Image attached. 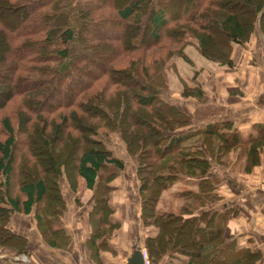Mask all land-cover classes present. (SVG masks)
<instances>
[{
  "label": "trees",
  "instance_id": "obj_1",
  "mask_svg": "<svg viewBox=\"0 0 264 264\" xmlns=\"http://www.w3.org/2000/svg\"><path fill=\"white\" fill-rule=\"evenodd\" d=\"M175 2L0 0V5L4 4L10 13L23 14L20 27L2 25L0 28V72L5 69L10 83L6 92L0 90V112L8 109L15 98L23 99L21 106L11 109L1 120L0 252L6 250L14 255L29 256L27 239L11 228L15 215L32 216L44 241L53 247H65L70 241L64 221L68 207L56 181L62 173L61 168L66 169L67 164L59 161V155L63 158L73 155L76 176L83 180L88 191L95 192L94 208H99L101 214V219L97 220V234L107 238L114 226L104 229L108 227L112 210L109 194L105 193L110 188L101 177L108 169L125 170L126 162L97 138L107 139L112 132H118L125 141L128 155L138 162L136 173L140 182L142 225L158 228L157 234L148 236L144 242L151 264H160L165 257L170 262L186 257L184 264H253L259 258L258 252L234 254L226 251L227 224L238 212L215 209V202L223 199L218 193L221 181L210 174L213 162L224 168L232 166L227 164L232 147L241 148L246 157L244 174H251L261 165L264 125L256 126L258 134H250L247 138H242L239 131L232 134L221 132L215 123L178 133L190 125L191 119L162 98V89L167 87V77L162 73L168 66L167 60H156L162 71L151 75L150 70L156 65L147 62V53L168 36L176 47L181 45V48L171 46L168 54L185 57V48L194 44L191 39H195L194 45L201 56L234 68V46H244L254 36L257 25L264 18V0ZM173 8L183 11L173 15ZM97 24V27L106 25L120 29L122 35L117 39L113 36L87 37L84 33L89 25L96 27ZM150 25L152 33L149 36ZM163 30L166 34H162ZM140 49L147 53L134 57L132 52ZM10 55H13L11 59ZM126 55L133 58L128 57V62L124 60L125 64L117 67L116 64ZM100 58L103 63L98 61ZM41 91L37 99L28 97L31 92L38 95ZM201 94L185 96L200 97ZM57 95L59 97L55 98ZM103 95L107 96V105L97 104L103 100ZM125 99L130 101L128 119L131 120L134 113H142L145 120L140 125L153 142L156 140L157 148H148L138 142L136 134L135 140L127 138V133L129 138L132 135L121 117L128 110ZM51 101L54 102L50 104ZM108 105L121 117L120 121L110 112ZM132 105L137 106L136 111ZM84 109L97 113L99 122L89 114L84 115ZM71 125L75 126L77 135L67 132ZM82 128L88 132L82 133ZM229 128L233 126H226ZM31 129L46 153L45 164L36 161L42 167L38 170L43 172L47 168L53 175L50 201L46 179L37 180L33 175L30 179L29 173L26 175L28 181L16 194L12 192L16 156L23 149L29 157L32 153L29 145ZM63 137V140L69 137L73 145L66 153H53V145ZM210 141L215 145L212 152L208 148ZM75 146L79 149L77 154ZM73 157H70L71 161ZM183 177L191 178L195 183L193 187L184 192H170ZM111 181L110 177L108 183ZM101 185H104L102 198ZM168 192L170 201L167 202L162 195ZM76 203L82 206L80 198ZM170 231L172 240L167 236ZM0 264L16 263L4 259Z\"/></svg>",
  "mask_w": 264,
  "mask_h": 264
},
{
  "label": "rangeland",
  "instance_id": "obj_2",
  "mask_svg": "<svg viewBox=\"0 0 264 264\" xmlns=\"http://www.w3.org/2000/svg\"><path fill=\"white\" fill-rule=\"evenodd\" d=\"M175 1L176 4L179 2V0ZM235 1L237 0H233V3ZM4 6V4L0 5V28H2V25H5L8 28L20 27V21L23 14L10 13ZM182 11L183 9L181 11H179L177 8L172 9L173 15L182 13ZM175 19L176 18H173V20ZM97 26L99 25L97 24L96 27H94L93 25H89L84 34L89 38L94 36L96 38H106L113 36L114 39H117L119 38V36L122 35V30L120 29L111 28L106 25L101 27ZM165 32L166 31L163 30L162 34ZM151 33L152 28L150 25L149 36ZM167 37L165 36V38H163L160 43H158L155 47H152L148 51V53H146L148 54L147 62L156 65L154 70H150L151 75H155L162 71L158 66L159 64L155 63L156 60H167L168 66L165 67L166 70H163L162 72L167 77V87L162 89V98L170 104L176 105L191 119V123L189 126L180 129L177 132L185 133L189 131H194L200 128H205L210 123H215L220 126L221 132H227L229 134H232L233 131H239V129L235 127L232 120L238 119L241 115V112L237 111L236 109V107L238 106L237 101H240L241 104L247 103L246 100L248 96L246 94V91H248V83H241V80L243 79L242 76L244 74H247L248 80H255L253 81L256 83L255 86L262 88L264 87V18H261V22L257 25L254 36L247 44H245L244 46H234L232 56L235 65L234 68H230L228 66H221L217 62L207 60L206 58L201 56L198 49H196V46L194 45L196 44L195 39H191L194 44H190L185 48V57H179L175 54L170 55L168 54V52L170 51V47H176V45L172 43V41L169 40ZM151 40L152 39L150 38V41ZM175 47L173 48H181V45L177 46L176 48ZM89 52L90 51H88V53ZM146 53L143 52V49H140L137 52H132V54H134V57H140L142 54ZM12 57L13 55H10V59ZM128 57L129 55H126V57L121 58V61L118 62L116 66H123V63L125 64V61L128 60ZM129 58H133V56ZM98 61H102L103 63V60L101 58ZM2 72L3 73L0 72V90L2 92H6V88L8 87V85H10V83L7 80L5 69ZM232 78L234 79V81ZM132 89L136 90V87H132ZM121 91L124 92V89H121ZM42 92L43 91L38 93V95L36 92H31L28 97L32 99H37V97H39ZM198 92H202L200 97H193V95L185 96V94L190 95ZM126 95L127 94H125V96ZM58 97V95L55 96V98ZM106 97L107 96H105L103 100H100V102L97 104H101L102 102L104 105H107L105 103ZM22 102V98H15L12 103H10V105L8 106V109L2 110L0 112V127L2 126L1 120L3 118V115L9 112L14 107L21 106ZM52 102L54 101H51L49 103L51 104ZM129 103V99H125V106L128 110H126L125 116H121L123 119L122 121L126 123L127 129L132 135V137L129 138V133H127V138L129 140H135L137 137L138 142H143L146 147L157 148V145L154 144L156 140H154L153 142L152 138L145 134L142 125H140V122L145 120V116H143L142 113H134V115H132V119H128ZM121 104L123 103L121 102ZM108 106L110 112L115 114L117 121H120L121 117L119 115H116V112L114 111L113 107H111L110 105ZM132 108L136 111L137 106L132 105ZM83 114H89L90 116H92V118L96 119L97 122H99V115L97 113H94L91 109H84ZM228 125H232L233 128L226 129V126ZM74 127V125L68 127L67 132L69 131V134L77 135L74 130ZM81 132L86 134L88 130L83 129V131ZM239 132L241 133L240 135L242 136V138H247L250 134H258L255 130L249 131L248 129H243ZM123 134H125V131H123ZM30 138L32 140L29 144L31 145L32 150L30 157L28 153H24V149L23 152H20V155L16 156L18 157V161L16 162L14 174L12 177V192L13 194H16L19 191V187L24 182L28 181L26 175H28L29 173L30 179H32V175L35 176V179L37 180L41 178L43 179V177L46 179V184L49 190L48 201H50V198L53 197V189L51 186V180L53 178V175L47 168H44L43 172L39 171L42 167H40V165H38L36 161L40 162L41 164H45L46 153L43 149V145L35 139L34 132L32 129L30 131ZM63 139L64 137L53 145L51 149L53 153L57 154V152L59 151L63 154V152L66 153L67 151H69V149L73 145V142H71L69 137L66 140ZM97 139L102 140L106 144L107 148L113 151L116 157L121 158L126 162L125 170L121 172H117L114 169H108L107 171H104L102 173V181L109 185L110 188L108 191L105 192L106 195L108 196L109 194L110 202L124 203L125 201H127L131 202L132 205L138 203L140 208L141 219L142 200L141 196L139 195L140 182L136 173L138 167L137 159L128 155L126 151L125 141L118 132H112V134H110L109 138L107 139H103V137L101 136H99ZM149 143H151V145H149ZM208 148L210 152L214 151V142H208ZM25 149H27V146L25 147ZM77 150L79 149L75 146L74 152H76V154ZM70 157H73V155L71 154ZM70 157L63 158L61 155H59V161L65 162L67 165L66 169L61 168L62 173L56 179V181L59 184L62 198L65 200L67 207L71 202L76 203L77 198H80L82 205L85 204L87 206L88 202H94L95 192L88 191L85 187L83 180L76 176L73 168L75 159L73 157V160L71 161ZM28 161L32 166H34L30 167L28 165L29 163H27ZM245 163L246 157L243 154L242 149L232 147V149L229 150V156L227 161V164H232V166H229V168H224L216 165L213 162V168L210 176L217 179L219 178L221 180L223 179L226 186L231 185L232 174L239 173L241 175H247L243 173ZM110 177L112 181L108 183V179ZM1 181L2 178L0 177V182ZM194 184L195 183L191 178L183 177V179H179L178 182L171 188L170 192H184L191 189ZM103 186L101 185L99 188L100 198H102L101 195L103 194ZM228 188L230 189V187ZM74 189H76V192L74 191ZM227 194L228 195L225 197L224 192V199L215 202V206H217V204L223 203V201L225 202L226 199L230 197V193ZM168 196L169 192L163 194L162 199H165V201L168 202L170 201ZM99 211V208L95 209L94 207L91 211V215H93V218H95L96 220L101 219V214ZM170 226L177 227L176 224H171ZM143 230L145 233H147V237L152 236L153 232L156 234L158 232L157 227L145 228L143 226ZM1 236L2 232L0 231V237ZM167 236L169 240L173 239V233H171V231ZM0 254H6L7 256L14 257V254L6 250L0 252Z\"/></svg>",
  "mask_w": 264,
  "mask_h": 264
},
{
  "label": "crops",
  "instance_id": "obj_3",
  "mask_svg": "<svg viewBox=\"0 0 264 264\" xmlns=\"http://www.w3.org/2000/svg\"><path fill=\"white\" fill-rule=\"evenodd\" d=\"M242 77L241 83H248L247 103L237 101L236 109L241 115L232 122L239 131H250L264 125V87L255 86V80H248L247 74ZM261 159L262 164L255 167L251 174H232L231 185L226 186L224 180L220 179L218 193L223 199L224 192L225 197L227 193H230V197L215 206L219 211L232 209L238 212L227 224L225 249L234 254L258 252L259 258L253 264H264L263 155ZM94 205L95 201L88 202L87 206H77L75 202L69 204L64 221L70 241L62 248L44 241L32 216L15 215L11 228L14 233L27 239L31 264H128L134 249H145L147 233L143 230L138 203L109 202L112 214L107 221L108 227L104 229L108 230L109 226H114V229L109 231L106 239L97 234L99 223L91 215ZM155 235L153 232L152 236ZM186 261V257H180L170 262L165 257L160 264H184Z\"/></svg>",
  "mask_w": 264,
  "mask_h": 264
},
{
  "label": "built area",
  "instance_id": "obj_4",
  "mask_svg": "<svg viewBox=\"0 0 264 264\" xmlns=\"http://www.w3.org/2000/svg\"><path fill=\"white\" fill-rule=\"evenodd\" d=\"M142 256L144 264H151L149 254L146 249H142ZM4 259H10L16 264H31L30 257L27 254L14 255V257L7 256L6 254H0V261Z\"/></svg>",
  "mask_w": 264,
  "mask_h": 264
},
{
  "label": "water",
  "instance_id": "obj_5",
  "mask_svg": "<svg viewBox=\"0 0 264 264\" xmlns=\"http://www.w3.org/2000/svg\"><path fill=\"white\" fill-rule=\"evenodd\" d=\"M128 264H144L141 249L136 248L133 250L132 256H131Z\"/></svg>",
  "mask_w": 264,
  "mask_h": 264
}]
</instances>
